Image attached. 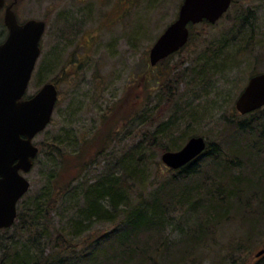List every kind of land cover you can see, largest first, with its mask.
I'll return each mask as SVG.
<instances>
[{"label": "rangeland", "instance_id": "374dc122", "mask_svg": "<svg viewBox=\"0 0 264 264\" xmlns=\"http://www.w3.org/2000/svg\"><path fill=\"white\" fill-rule=\"evenodd\" d=\"M5 1L12 5L19 23L30 19L45 22L40 55L25 98L34 95L45 83H54L58 92L49 125L33 139L38 154L25 175L30 184L27 196L47 184L49 173L56 174V154L51 149L57 147L67 163L59 177L72 181L75 187H82L84 181L94 182L108 165L113 166L120 156L133 149L135 158L141 157L138 166L139 170L144 169V182L141 185L138 179H132L125 185L133 187V197L140 193L147 199L168 173L161 155L169 144L183 147L190 138L200 136L206 143L209 140L221 143L225 152L228 151L222 137L225 134L222 120L231 119L233 111L236 112L235 101L251 74L264 73V0H233L228 11L210 28H205L209 42L219 43L221 47L218 58L210 61L209 74L202 75H198L199 49L193 45L156 66L149 64L150 48L176 19L183 0ZM3 16L4 9L0 12V43L7 36ZM198 25H192L196 26L195 36L201 33ZM249 38H253L252 55L246 53L244 57L234 58L233 52L241 50ZM258 55L261 60L256 63L253 58ZM147 107L153 109L152 122L143 125L132 122L134 114ZM173 116L176 119L169 134L172 138L167 135L157 140L153 143L155 147L149 139L143 142L144 132L152 135L162 122ZM252 130L255 133L252 140L258 139V130L255 127ZM139 142L140 152L136 148ZM247 143L251 142L242 139V144ZM260 153L262 159L248 161L241 175L257 178L251 172L261 173L263 178L256 181L255 190L264 194V143ZM119 173L120 170L116 174ZM191 187L194 190L191 198L196 200V188ZM191 202L172 201L167 216L169 225L159 232V243L179 247L176 244L182 231L194 224L195 213L188 208ZM53 214L54 223L65 219L62 210ZM251 223L254 232L260 233L264 240V218L255 217ZM94 228L93 237L110 231L112 226L100 223ZM238 232L235 224L213 227L211 236L218 240L220 248L216 249L218 253L206 254L205 258L209 259L203 264L211 261L231 264L234 260L236 264L256 263L261 256L255 257L260 251L255 246L253 249L246 246L248 251H243L244 256L231 255L227 242Z\"/></svg>", "mask_w": 264, "mask_h": 264}, {"label": "trees", "instance_id": "16d2710c", "mask_svg": "<svg viewBox=\"0 0 264 264\" xmlns=\"http://www.w3.org/2000/svg\"><path fill=\"white\" fill-rule=\"evenodd\" d=\"M210 27L203 21L197 27L201 28V33L195 36L193 30L196 26L190 25L188 43L177 52L190 45L199 49L197 60L201 62L198 63V75L209 74L210 61L218 58L221 47V44L209 42V38L205 37V28ZM252 39L249 38L241 50L234 51L233 57L238 59L246 53L252 55ZM253 59L257 63L261 56ZM257 74L261 73L251 76ZM263 108L241 118L233 111L231 119L224 118L222 130L225 134L222 137L228 151L225 152L221 143L209 140L203 155L196 161L176 171L167 169V175L162 176V181L157 183L158 188L147 199L140 193L133 197V187L125 185L132 179H138L141 185L144 182V169L139 170L138 166L141 157L136 159L133 149L120 156L113 166L108 165L94 182L84 181L82 187H75L72 181L60 179L67 163L60 149L52 147L57 160L56 174L49 173L43 188L32 196L24 195L18 201L13 225L0 232V264H161L163 261L165 264H203L209 259L205 258L206 254L218 253L216 249L220 248L218 240L211 236L212 228L226 223L235 224L237 232H241L227 242L231 255L244 256L243 251H248L246 246L264 250V240L260 233L254 232L251 223L255 217L264 218V194L255 190L256 181L263 176L253 171L251 174L257 178H249V174L241 175L248 161L252 163L253 158L256 162L262 159ZM172 110L170 108L169 111ZM152 111L148 107L141 109L134 114L132 122L138 125L149 120L152 122ZM175 119V116L169 117L152 135L144 132L143 142L149 139L151 146L155 147L153 143L157 140L171 136ZM254 127L261 142L252 140L255 137L252 132ZM242 139L251 143L242 144ZM136 148L141 151L140 142ZM181 148L169 144L164 149L178 151ZM249 148L251 150L247 153ZM158 165L161 166L160 162ZM118 170L121 173L116 174ZM193 185L197 201L191 198ZM173 200L184 204L191 200L188 208L195 213L193 226L182 231V237L176 244L179 247L157 241L159 232L169 225L167 216ZM59 210L63 211L65 219L54 223L53 213ZM100 223H107L112 229L93 237L94 226ZM231 264H236L235 260ZM254 264H264V254Z\"/></svg>", "mask_w": 264, "mask_h": 264}, {"label": "water", "instance_id": "95a60500", "mask_svg": "<svg viewBox=\"0 0 264 264\" xmlns=\"http://www.w3.org/2000/svg\"><path fill=\"white\" fill-rule=\"evenodd\" d=\"M233 0H183L176 19L159 35L149 51V64L156 66L188 42L189 25L206 21L214 25ZM0 0L7 36L0 43V231L10 228L16 218L18 201L30 184L25 175L33 167L38 148L33 139L50 123L58 92L45 83L31 97L25 94L40 55L45 22L30 19L19 23L12 5ZM264 107V73L251 76L235 101V110L247 115ZM206 142L192 137L178 151L161 155L164 166L176 171L203 155ZM264 254L260 250L255 257Z\"/></svg>", "mask_w": 264, "mask_h": 264}]
</instances>
